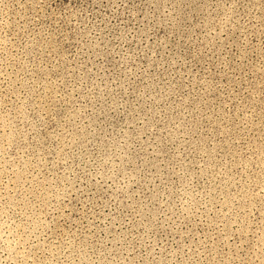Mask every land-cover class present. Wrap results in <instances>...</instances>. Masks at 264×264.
Wrapping results in <instances>:
<instances>
[{
  "label": "rangeland",
  "instance_id": "1",
  "mask_svg": "<svg viewBox=\"0 0 264 264\" xmlns=\"http://www.w3.org/2000/svg\"><path fill=\"white\" fill-rule=\"evenodd\" d=\"M239 2L241 7L237 9L234 27L220 38H216L215 33L205 36L211 25L203 30L187 31L189 25L186 19L193 24L201 19L203 10L200 5L205 0H151L156 7L141 10V16L147 14L143 21L147 29L145 42L157 46L155 61L162 65L157 68L153 63L149 72L155 79L147 81L153 86L150 93L153 101L144 107V111L148 107L153 111L160 109L165 117L163 122H158L160 117L148 112L150 123L156 126L150 142H159L157 138L165 135L159 129L166 125H179L174 131L183 135L165 145L159 156L149 155L151 148L147 153H138L141 160L137 161L140 166L137 183L122 194L126 199L117 198L114 204L108 200L103 189H93L95 196L88 191L83 194L74 191L63 201L68 208L64 216L56 221L55 231L45 232L47 239L40 237L48 247L50 257L58 264H72L73 258L68 252L73 248L77 251L83 249L92 255L100 249L98 241L102 243L101 238L120 241L109 247L120 248L123 245L132 249L126 257L133 264L141 257L151 260L152 255L158 252L154 250V244L161 241L169 250L180 248L188 252L192 249L189 252L191 264H264V191H261L264 187V9L259 7L264 0ZM254 4L257 7L253 8ZM203 14L207 15L206 12ZM31 15V0H4L0 4V41L8 39L10 53L18 54L13 41L19 42L25 35L23 29ZM120 19L128 20V17L120 16L116 22ZM136 19L140 20V16ZM126 27H133L130 20ZM215 31L219 32V28ZM138 46L135 39L126 45ZM64 48L67 49V45ZM33 63L31 56L23 55L19 61L8 59L5 63V53L0 48V116L7 104L12 110L11 116L15 117L13 124L22 134L32 122L37 121V113L44 115L51 112L58 118L62 117L71 103L66 104L56 97V93L63 95L73 80H79L71 68L68 71H72V75L68 76L65 71L67 65L52 71V63L45 60L47 67L40 71L29 67ZM140 63L147 65L148 61L141 59ZM92 64L95 67L87 66L92 67V73L88 74L90 77L93 73L106 75L105 68L113 70L110 61L93 60ZM101 64L104 68L100 67ZM86 83L90 86L91 80ZM134 85L139 89L144 87L141 81L134 82ZM161 87L164 88V99L159 96ZM72 95L77 97L79 93ZM91 108L95 109L93 127L102 135L119 129L124 118L122 114L108 112L103 101L93 102ZM49 120L50 117L45 116V121ZM54 127L55 123H48L46 129H41L40 135L46 136ZM33 136L35 132H29L27 136L33 145L47 148V140L37 144L32 140ZM147 138V134L141 137ZM177 145H181V155L177 159L182 160L189 170L204 169L196 190L214 189L209 195L213 205V210L207 213L210 219L205 218L202 225L191 231L183 227L172 231L157 226L159 217L153 192L157 190L154 185H159L160 181L155 176L158 169L165 168L162 162L173 155L172 149ZM26 147L28 145L21 136L8 154L15 157L18 148L23 150ZM85 147L91 151L94 145ZM4 160L0 147V180L3 179ZM41 173L47 177L45 169L42 168ZM175 188H179V183L175 184ZM0 195L3 193L0 192ZM178 195V192H173L172 199ZM86 197L96 207L86 203ZM82 204H85V211L92 207L96 215L84 219L80 211ZM153 217L157 219L154 221ZM88 220L92 221L91 229L87 227ZM52 228L53 225H49V230ZM10 240L12 237L0 239V260L7 256L12 264H21L20 258L15 255V244L8 243ZM61 252L64 254L60 255Z\"/></svg>",
  "mask_w": 264,
  "mask_h": 264
},
{
  "label": "clouds",
  "instance_id": "2",
  "mask_svg": "<svg viewBox=\"0 0 264 264\" xmlns=\"http://www.w3.org/2000/svg\"><path fill=\"white\" fill-rule=\"evenodd\" d=\"M3 2L4 0H0V4ZM155 7L151 0H31L32 15L23 29L25 35L19 42L13 41L18 54L10 53L7 38L0 41V48L5 53V63L8 59L19 61L21 55L31 56L34 61L29 65L31 68L43 71L47 67L45 60H50L52 71L67 65L65 71L69 77L72 71L79 76V80H73L69 90L63 95L56 93V97L63 99L66 104L71 103L62 117L58 118L51 112H45L44 115L37 113V121L32 122L22 134L13 124L15 117L11 116L12 110L7 104L0 116V147L5 157L3 179L0 180L3 185L0 188L3 193L0 195V201H3L0 204V239L12 237L8 243L15 244V255L20 258L21 264H28L29 261L31 264H58L57 260L50 257L49 249L40 237L45 232L55 231L56 221L64 216L65 209L68 208L63 201L71 197L74 191L81 194L88 191L95 196L93 189H103L108 200L114 204L117 203V198L126 199L122 194L137 183L140 171L137 161L141 160L138 153H147L151 148L149 155L159 156L165 145L183 135L174 131L179 125H166L159 129L165 133L157 138L159 142H150L156 126L150 123L148 112L159 116L158 122L165 119L160 109L153 111L148 107L144 111V107L153 101V95L150 94L153 86L147 81L155 77L149 69L153 63H156L157 68L162 65L155 61L157 46H150L145 42L147 29L143 21L147 14L141 16V10ZM200 7L203 10L200 14L202 18L194 24L186 19L189 25L187 31L191 33L197 28L203 30L211 25L209 31L204 33L205 36L215 33L216 38H220L234 27L241 3L239 0H232L231 3L229 0H205ZM259 7L264 9V4ZM251 10L250 8L249 12ZM120 16H127L128 20L120 19L116 22ZM137 16H140V20L136 19ZM129 20L133 27H126ZM217 27L219 32L215 31ZM133 39L139 46L126 47ZM181 39L184 37L181 36ZM65 45L67 49L64 48ZM141 59H146L148 64H141ZM93 60L110 61L113 70L105 68L106 75L93 73L90 77L88 74L95 67ZM88 65L92 67H87ZM100 67L104 68V65L101 64ZM68 68L72 71H68ZM88 80H91L90 86L86 83ZM136 81H141L144 87L137 88L134 85ZM72 93L79 95L73 97ZM159 96L160 99L165 98L163 87ZM75 100L86 102L77 103ZM100 101L104 102L108 112L122 114L124 117L119 129H114L112 134L102 135L93 127L95 109L91 105ZM103 114L102 111L101 115ZM45 116H49L50 120L45 121ZM48 123H55L56 127L46 136H41V129H46ZM29 132H35L32 140L37 141V144H43L47 140V148L33 145L27 139ZM146 134L148 138L141 139ZM21 136L28 147L23 150L18 148L15 157L9 156V149ZM89 144L94 145L91 151L85 147ZM180 148L181 145H177L172 149L173 155L162 162L165 168L157 170L155 179L160 183L154 185L157 190L153 192V200L158 210L159 228L175 231L183 227L191 231L197 225H202L205 218L210 219L207 213L213 210V205L209 195L214 189L196 190L204 169L189 170L182 160L177 159L181 155ZM28 152L32 154L25 156ZM42 168L48 173L47 177L41 173ZM173 177L176 179L172 180ZM165 180L169 182L166 183ZM176 183H179V188H175ZM261 191H264V187ZM173 192L179 193L175 199H172ZM85 199L86 203L96 207L92 200L87 197ZM80 211L86 220L89 215H96L92 207L85 211V204L81 205ZM216 211L219 212V209ZM133 212L135 213V209ZM44 217L50 219L45 220ZM156 219L157 217H153L154 221ZM49 225H53L51 230ZM87 227H93L91 220H88ZM44 239L47 237L44 236ZM101 240L102 243L98 241L100 249L92 255L75 248L71 252L64 249V252L72 256V264H133L126 257V253L132 249L123 245L120 248L109 247L108 245L120 243L115 239ZM153 247L158 252L155 255L149 253L152 259L145 260L141 257L136 264H191L189 252L192 249L188 252L180 248L169 250L164 246V241ZM117 252L120 254L117 255ZM0 264H12V261L5 256Z\"/></svg>",
  "mask_w": 264,
  "mask_h": 264
}]
</instances>
